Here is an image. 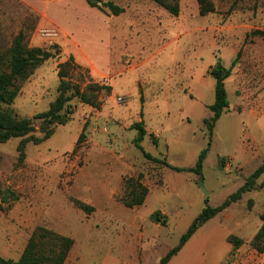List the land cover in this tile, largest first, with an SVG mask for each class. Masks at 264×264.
<instances>
[{"label":"rangeland","instance_id":"1","mask_svg":"<svg viewBox=\"0 0 264 264\" xmlns=\"http://www.w3.org/2000/svg\"><path fill=\"white\" fill-rule=\"evenodd\" d=\"M110 1L125 13L107 16L87 0H0V54L21 31L29 48L58 53L22 84L12 106L19 117L50 109L59 94V64L71 58L79 67L71 72L74 82L112 87L96 108L75 99L71 121L43 144L30 142L24 160L21 139L0 143L6 259L18 261L33 232L45 227L74 239L65 264H158L206 200L221 205L264 164V0H213L216 11L207 16L198 0H180L179 16L150 0ZM46 29L59 37L46 36ZM219 59L227 68L237 60L226 81L231 109L216 125L203 177L146 158L135 144L139 122L147 153L174 167L196 166L208 144L204 120L216 82L210 69ZM35 127V136H43L41 121ZM140 175L149 195L129 209L125 182ZM76 201L94 210L84 212ZM156 211L165 223L153 219ZM262 215L264 175L255 191L205 224L175 264H264L251 246ZM230 235L243 239L240 249L233 250Z\"/></svg>","mask_w":264,"mask_h":264},{"label":"trees","instance_id":"2","mask_svg":"<svg viewBox=\"0 0 264 264\" xmlns=\"http://www.w3.org/2000/svg\"><path fill=\"white\" fill-rule=\"evenodd\" d=\"M167 10L174 16L180 15V0H150ZM201 16H207L216 11L213 0H198ZM91 8L97 9L107 16H121L125 8L110 0H87ZM257 33V32H256ZM58 53H53L44 48H29L26 44V35L21 31L14 39L13 45L6 52L0 54V143H7L11 139H21L18 147L20 159L26 157L27 145L32 142L40 145L48 141L55 134L58 126H66L74 115L72 102L75 99L96 108V100L101 93H111L112 87L90 82L84 88L82 83L74 82L71 79L73 68H79L74 64L73 58L70 62L59 64L60 85L58 97L51 103L50 109L36 115L34 118L19 117L12 106L22 91V84L48 60L56 58ZM235 60L230 68H227L221 59L210 69V76L215 79V101L208 107L211 116L204 120L208 131L207 147L201 152L198 162L194 168L174 167L166 161L154 158L147 153L141 143L147 137V131L143 122L135 124L134 129L139 133L135 140L136 146L149 160L160 163L169 169L182 173H195L203 177L204 165L213 143L214 130L218 121L224 114L229 113L231 102L229 100L226 81L232 76L236 66ZM107 91V92H104ZM41 121V132L43 136H35V121ZM87 125V124H86ZM86 126L79 137L78 144L85 137ZM264 175V164L252 174L234 194L216 207L209 205L206 200V207L193 221L187 232L180 238L177 246L172 248L158 264H169L196 235V233L208 222L219 214L228 210L233 204L242 200L243 196L257 189V181ZM143 175L138 178H129L125 182L126 196L124 205L129 209L144 205L149 189L142 183ZM77 206L84 212H92L90 207L82 202L76 201ZM153 219L158 223H165L160 211L153 214ZM262 225L251 241V246L259 254H264V215L261 216ZM228 242L236 251L244 244L243 239L236 235H230ZM75 245L74 239L58 234L45 227H38L28 240V243L18 261L6 259L0 254V264H65Z\"/></svg>","mask_w":264,"mask_h":264},{"label":"built area","instance_id":"3","mask_svg":"<svg viewBox=\"0 0 264 264\" xmlns=\"http://www.w3.org/2000/svg\"><path fill=\"white\" fill-rule=\"evenodd\" d=\"M43 33H46V36H50L53 39H57L59 37V33L54 31V30H47L46 29V30L43 31ZM119 101L124 103V105L126 103V102H124L123 98H119Z\"/></svg>","mask_w":264,"mask_h":264},{"label":"water","instance_id":"4","mask_svg":"<svg viewBox=\"0 0 264 264\" xmlns=\"http://www.w3.org/2000/svg\"><path fill=\"white\" fill-rule=\"evenodd\" d=\"M199 186L201 187V189L203 190L204 192V196H208L209 195V192L206 190L205 186H204V183H203V180H200L199 182Z\"/></svg>","mask_w":264,"mask_h":264},{"label":"crops","instance_id":"5","mask_svg":"<svg viewBox=\"0 0 264 264\" xmlns=\"http://www.w3.org/2000/svg\"><path fill=\"white\" fill-rule=\"evenodd\" d=\"M255 235H256V234H255ZM255 235H254V236H255ZM254 236H253V238H254ZM191 241H192V239L187 243V245L184 247V249L189 245V243H190ZM184 249H183V250H184ZM183 250H182V251H183ZM182 251H181V252H182ZM181 252H180V253H181ZM178 255H179V254H178ZM178 255H177L176 257H174V258L172 259V261H171L169 264H175V260H176V258L178 257Z\"/></svg>","mask_w":264,"mask_h":264}]
</instances>
